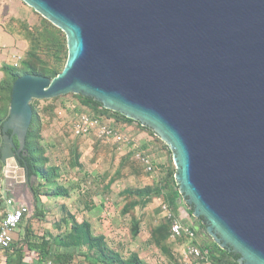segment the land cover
Wrapping results in <instances>:
<instances>
[{"label":"water","instance_id":"obj_1","mask_svg":"<svg viewBox=\"0 0 264 264\" xmlns=\"http://www.w3.org/2000/svg\"><path fill=\"white\" fill-rule=\"evenodd\" d=\"M22 1L65 34L67 60L13 82L0 162L26 156L33 100L91 98L168 147L220 249L264 264V0Z\"/></svg>","mask_w":264,"mask_h":264},{"label":"rangeland","instance_id":"obj_2","mask_svg":"<svg viewBox=\"0 0 264 264\" xmlns=\"http://www.w3.org/2000/svg\"><path fill=\"white\" fill-rule=\"evenodd\" d=\"M61 37L63 63L67 55L63 32ZM31 108L40 123L38 136L44 148V154L37 157L46 161L48 169H55L56 178L60 177L50 185L35 178L32 188L40 195L56 187L67 192L63 197L42 196L49 215L30 224L31 243L34 245L35 239L37 246L48 243V264H111L100 260L99 246L72 237V227L83 222L90 226L92 237L104 238L108 252L118 256L120 264H130L134 255L142 264H197L185 256V240L174 241L169 235L160 205L165 202L163 175L167 169L174 171L175 166L164 143L151 130L118 119L116 125L126 142L120 146L104 144L72 135L78 114L93 115L73 94L33 100ZM136 154L150 158L155 170L146 171L135 159ZM5 167L0 166L1 178ZM29 185L25 181L22 189L34 207ZM187 209L182 199L178 220L197 230V219ZM28 223L29 219L22 222L25 229Z\"/></svg>","mask_w":264,"mask_h":264},{"label":"trees","instance_id":"obj_3","mask_svg":"<svg viewBox=\"0 0 264 264\" xmlns=\"http://www.w3.org/2000/svg\"><path fill=\"white\" fill-rule=\"evenodd\" d=\"M47 29L42 32L38 33L34 37L35 45L32 43L31 50L27 54V58L23 63V66L20 69L16 68H3L5 73V79L0 84V145H1V128L3 122L8 117L9 111V104H10V96H11V88L13 82L25 75H36L41 77H47L52 79L58 73L62 71L64 65L67 60V55L65 56V61L62 63V50H63V43H62V31L53 25H51L48 21L44 20ZM49 29V30H48ZM81 101L85 107L89 108L93 111V115L97 118H104L110 119L113 122V126H117L118 119H122L124 123H134L132 120L127 119L123 115L119 113H114L112 111L106 110L100 105L98 102L94 101L91 98L82 97L80 95H75ZM33 111V127L29 129L26 140H25V150L26 156L20 160V167L24 168L27 171V175L29 178L35 177L44 182V184H53L54 181L60 179V177L56 178V171L55 169H48L45 165V160L38 159V154H44V148L41 146L42 142L39 139V130H40V123L35 119L34 109ZM96 111V113L94 112ZM138 125H140L138 123ZM114 126V127H115ZM117 129V127H115ZM120 130V129H119ZM152 132V131H151ZM153 133V132H152ZM10 134V132H9ZM13 141L15 146H18V142L15 137H13ZM100 142V141H98ZM102 143V142H100ZM164 147L170 156L172 161L171 152L169 151L168 147L164 144ZM152 163V162H151ZM0 166H2L0 162ZM154 165L152 164V171H154ZM175 170L169 172L167 169L165 175H163V179L166 182V186L164 188L165 193V202L168 208L170 209L174 218H179V208H180V201L182 200L181 195L178 192V186L175 182ZM1 179V175H0ZM42 187V185H39ZM33 196L36 200V207L34 209L33 215L29 219V225L26 228L27 235H26V243L27 246L25 247H16V245L11 246L10 249H7L4 252L7 263L6 264H22L24 260V251L30 250L31 246L33 245L28 237L30 236V224L32 220H41L43 219V213L41 210V203H40V194L38 189H32ZM67 192L56 187L52 189L50 193L46 194V196H54V197H63L66 196ZM187 212L190 216H192L191 210L187 209ZM28 218H25L26 220ZM23 220V221H24ZM168 221V229L170 235V226L171 221ZM197 221V230L193 227L192 229L195 230L197 245L203 252H207V261L209 264H238L239 256L229 252L225 249H220L206 234L205 226L199 221ZM184 226H188L187 223L181 222ZM72 237L77 236L79 239L84 240L86 242L91 243L92 245L99 246V254L100 260L104 262H108L111 264H120L118 256L114 254H110L106 245L104 244L103 237H92L90 233V226L83 222L81 225H75L72 227ZM180 241H184V239H180ZM25 244V243H24ZM32 244V245H30ZM39 250H38V262L40 264H47L48 263V243H40ZM38 244L36 243V246ZM35 246V244H34ZM108 253V254H106ZM57 258V257H56ZM59 258V257H58ZM57 258V259H58ZM130 264H142L139 258L134 255L131 258Z\"/></svg>","mask_w":264,"mask_h":264},{"label":"crops","instance_id":"obj_4","mask_svg":"<svg viewBox=\"0 0 264 264\" xmlns=\"http://www.w3.org/2000/svg\"><path fill=\"white\" fill-rule=\"evenodd\" d=\"M44 20L46 19L27 6L22 0H0V84L5 79L3 68H15L14 64L16 63L18 65L16 69H20L23 66L27 54L31 50L32 43L35 45V35L47 29ZM88 138H90V140L92 139V141H96L93 137ZM11 163L12 165L5 167V175L0 179V224L5 212L8 210V206L6 205L7 199H13L18 203H25L31 211L30 215L26 217L28 219L31 218L36 207L35 198L33 207L22 189L25 187V181H27L30 184V191L33 195V177L29 178L24 168H17L13 160H11ZM42 196H50H39L44 217L40 221L32 220V225H34V223L36 224L38 221L42 222L44 219L46 220L49 215L46 212V204L41 201ZM101 216H103L102 220L104 222V213ZM26 235L27 231L21 223L19 228L11 234L13 241L11 246L16 245V247H22L25 245L26 247ZM28 240H30V236ZM35 242L38 244L35 239V246L30 244L32 245L30 250L24 251V260L22 264H40L38 262L39 247H36ZM6 263L7 258L4 252H0V264Z\"/></svg>","mask_w":264,"mask_h":264},{"label":"built area","instance_id":"obj_5","mask_svg":"<svg viewBox=\"0 0 264 264\" xmlns=\"http://www.w3.org/2000/svg\"><path fill=\"white\" fill-rule=\"evenodd\" d=\"M17 68V63L14 64ZM112 120L97 118L94 115L80 113L72 123L71 133L74 137L88 138L93 137L96 141L104 144L123 145L126 142L123 132L113 125ZM135 159L146 169L152 171L150 158L136 154ZM8 210L5 212L0 224V252L10 249L12 245L11 234L16 231L23 220L30 215V208L25 203L15 202L13 199H7ZM164 217L171 221L170 237L172 240L184 239L185 256L190 257L197 264H209L207 261V252H203L197 244L195 230L192 227L184 226L181 221L174 218L166 204L160 205Z\"/></svg>","mask_w":264,"mask_h":264},{"label":"flooded vegetation","instance_id":"obj_6","mask_svg":"<svg viewBox=\"0 0 264 264\" xmlns=\"http://www.w3.org/2000/svg\"><path fill=\"white\" fill-rule=\"evenodd\" d=\"M22 159H23V158H22ZM22 159H21V160H22ZM198 220L202 223V220H201V219H198Z\"/></svg>","mask_w":264,"mask_h":264},{"label":"bare ground","instance_id":"obj_7","mask_svg":"<svg viewBox=\"0 0 264 264\" xmlns=\"http://www.w3.org/2000/svg\"><path fill=\"white\" fill-rule=\"evenodd\" d=\"M9 174V173H8Z\"/></svg>","mask_w":264,"mask_h":264}]
</instances>
